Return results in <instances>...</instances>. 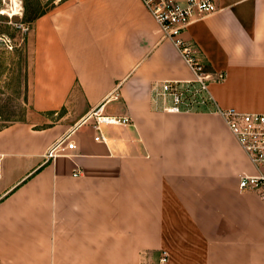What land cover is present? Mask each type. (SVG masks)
I'll use <instances>...</instances> for the list:
<instances>
[{"label":"crops","instance_id":"0c3cea01","mask_svg":"<svg viewBox=\"0 0 264 264\" xmlns=\"http://www.w3.org/2000/svg\"><path fill=\"white\" fill-rule=\"evenodd\" d=\"M215 2L182 35L224 78L178 111L157 91L192 71L140 0L34 17L31 111L0 127V264H264V203L238 186L256 169L215 111L264 112V0ZM99 106L130 117L105 140Z\"/></svg>","mask_w":264,"mask_h":264},{"label":"built area","instance_id":"2783aa9c","mask_svg":"<svg viewBox=\"0 0 264 264\" xmlns=\"http://www.w3.org/2000/svg\"><path fill=\"white\" fill-rule=\"evenodd\" d=\"M159 23L162 37L169 38L180 52L181 57L190 67L193 77L183 81H163L161 90L157 91L163 98L169 96L172 103L168 105L171 111L183 109L182 103L197 96L201 89L206 88L208 82L218 81L224 78L223 71L211 72L206 69L205 63L199 56L195 44L183 37L182 33L188 22L194 18L218 10L215 0H140ZM184 83V85H183ZM196 83V84H195ZM185 108H188L185 107ZM226 123L235 137L238 145L246 153L250 162L254 165V173H242L238 177L240 189H251L257 193L264 203V112L239 111L235 107H217L215 109ZM96 130L94 138L105 140L101 133L100 123H127L130 117L127 115H110L101 113V107L94 111ZM73 139L67 135L60 137L47 151L46 156L54 157L62 153L64 149L73 148ZM76 166H78L76 164ZM82 169L76 167L74 175H80ZM168 253L162 250L156 261L146 264H165Z\"/></svg>","mask_w":264,"mask_h":264},{"label":"rangeland","instance_id":"374dc122","mask_svg":"<svg viewBox=\"0 0 264 264\" xmlns=\"http://www.w3.org/2000/svg\"><path fill=\"white\" fill-rule=\"evenodd\" d=\"M63 0H0V127L31 111L28 72L33 65L32 22ZM15 12V13H12Z\"/></svg>","mask_w":264,"mask_h":264},{"label":"bare ground","instance_id":"6f19581e","mask_svg":"<svg viewBox=\"0 0 264 264\" xmlns=\"http://www.w3.org/2000/svg\"><path fill=\"white\" fill-rule=\"evenodd\" d=\"M13 1L16 3V0H13ZM3 12H5L4 9H2V10L0 11V13H3ZM12 13H15V12H12Z\"/></svg>","mask_w":264,"mask_h":264}]
</instances>
